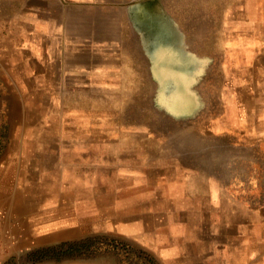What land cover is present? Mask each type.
Returning <instances> with one entry per match:
<instances>
[{"label": "rangeland", "instance_id": "1", "mask_svg": "<svg viewBox=\"0 0 264 264\" xmlns=\"http://www.w3.org/2000/svg\"><path fill=\"white\" fill-rule=\"evenodd\" d=\"M229 1L134 0V37L103 46L90 84L28 103L42 124L22 149L43 153L67 228L5 264H168L232 202L264 205V37L235 32L264 7ZM2 137L0 158L15 135Z\"/></svg>", "mask_w": 264, "mask_h": 264}, {"label": "crops", "instance_id": "2", "mask_svg": "<svg viewBox=\"0 0 264 264\" xmlns=\"http://www.w3.org/2000/svg\"><path fill=\"white\" fill-rule=\"evenodd\" d=\"M133 2L0 0V146L2 134L15 135L11 150L0 158V264L60 242L64 238L60 231L67 228L62 215L66 205L56 201L52 207V192L42 170L43 153L22 149L25 142L19 135L42 124L28 119V103L45 87L90 84L95 77L92 71L103 69V46L121 43L125 27L130 32L124 6ZM229 4L261 8L264 0ZM237 22L235 32L240 37L254 44L259 43L258 31L264 37V19ZM61 77L66 79L62 83ZM227 208L228 216L211 221L205 235L188 240L183 250L169 248L166 262L264 264V205L232 202ZM5 229L17 240H6Z\"/></svg>", "mask_w": 264, "mask_h": 264}, {"label": "built area", "instance_id": "3", "mask_svg": "<svg viewBox=\"0 0 264 264\" xmlns=\"http://www.w3.org/2000/svg\"><path fill=\"white\" fill-rule=\"evenodd\" d=\"M1 227V226H0ZM3 237L7 240H10L12 243L17 240V237L14 233L11 232L9 229H5L3 231Z\"/></svg>", "mask_w": 264, "mask_h": 264}]
</instances>
